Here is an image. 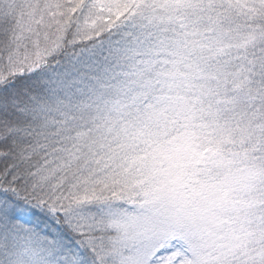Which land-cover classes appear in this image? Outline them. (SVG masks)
Returning a JSON list of instances; mask_svg holds the SVG:
<instances>
[{
  "label": "snow or ice",
  "instance_id": "6c2138e0",
  "mask_svg": "<svg viewBox=\"0 0 264 264\" xmlns=\"http://www.w3.org/2000/svg\"><path fill=\"white\" fill-rule=\"evenodd\" d=\"M0 264H264V0H0Z\"/></svg>",
  "mask_w": 264,
  "mask_h": 264
}]
</instances>
